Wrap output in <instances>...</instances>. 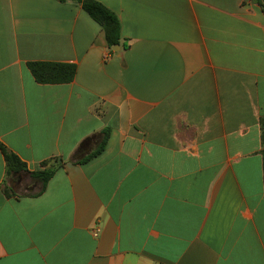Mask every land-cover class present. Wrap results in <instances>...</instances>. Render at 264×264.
<instances>
[{
    "label": "crops",
    "instance_id": "obj_1",
    "mask_svg": "<svg viewBox=\"0 0 264 264\" xmlns=\"http://www.w3.org/2000/svg\"><path fill=\"white\" fill-rule=\"evenodd\" d=\"M98 1L0 0V264H264V0Z\"/></svg>",
    "mask_w": 264,
    "mask_h": 264
},
{
    "label": "trees",
    "instance_id": "obj_2",
    "mask_svg": "<svg viewBox=\"0 0 264 264\" xmlns=\"http://www.w3.org/2000/svg\"><path fill=\"white\" fill-rule=\"evenodd\" d=\"M61 1H72L82 6V8L96 21L98 22L105 32L106 41L108 47L119 45L122 49H126L128 44L123 40L122 37V25L118 15L110 8L105 6L98 0H61ZM28 67L34 76L35 80L43 84H59V83H70L74 80L77 66L73 63H61V62H30ZM262 140L264 143V118L261 120ZM110 136V130L106 129L103 132V139L99 147L91 153L89 156L79 159V162H86L91 158L100 154ZM2 151L5 156L8 171L21 172L27 170V165L23 162L19 156L12 151L8 150L5 146L1 145ZM83 145L80 151L75 155H79L84 150ZM52 161H45L43 163V169L31 172V177L40 182L42 189H44L50 179L54 176L57 169L61 166L58 163V159ZM263 165H264V150H263ZM6 193L9 191L5 189Z\"/></svg>",
    "mask_w": 264,
    "mask_h": 264
},
{
    "label": "water",
    "instance_id": "obj_3",
    "mask_svg": "<svg viewBox=\"0 0 264 264\" xmlns=\"http://www.w3.org/2000/svg\"><path fill=\"white\" fill-rule=\"evenodd\" d=\"M113 50L116 51V52L119 51L120 50V46L117 45V46L113 47Z\"/></svg>",
    "mask_w": 264,
    "mask_h": 264
},
{
    "label": "built area",
    "instance_id": "obj_4",
    "mask_svg": "<svg viewBox=\"0 0 264 264\" xmlns=\"http://www.w3.org/2000/svg\"><path fill=\"white\" fill-rule=\"evenodd\" d=\"M99 231H100V229H96L95 235H98Z\"/></svg>",
    "mask_w": 264,
    "mask_h": 264
},
{
    "label": "rangeland",
    "instance_id": "obj_5",
    "mask_svg": "<svg viewBox=\"0 0 264 264\" xmlns=\"http://www.w3.org/2000/svg\"><path fill=\"white\" fill-rule=\"evenodd\" d=\"M23 185H24V184H23ZM25 188H26V185L23 186V192H24ZM27 192H28V191L25 190V193H27Z\"/></svg>",
    "mask_w": 264,
    "mask_h": 264
}]
</instances>
